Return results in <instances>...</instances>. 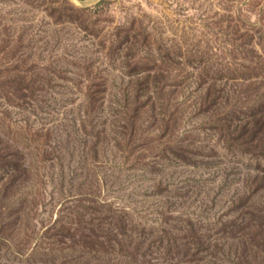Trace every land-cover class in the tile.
<instances>
[{"label": "rangeland", "instance_id": "rangeland-1", "mask_svg": "<svg viewBox=\"0 0 264 264\" xmlns=\"http://www.w3.org/2000/svg\"><path fill=\"white\" fill-rule=\"evenodd\" d=\"M0 264H264V0H0Z\"/></svg>", "mask_w": 264, "mask_h": 264}]
</instances>
